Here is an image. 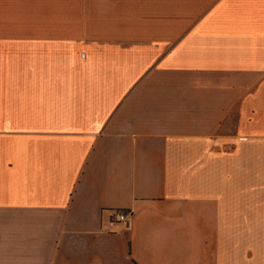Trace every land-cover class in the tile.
I'll return each instance as SVG.
<instances>
[{
	"label": "crops",
	"instance_id": "obj_1",
	"mask_svg": "<svg viewBox=\"0 0 264 264\" xmlns=\"http://www.w3.org/2000/svg\"><path fill=\"white\" fill-rule=\"evenodd\" d=\"M0 264H264V0H0Z\"/></svg>",
	"mask_w": 264,
	"mask_h": 264
},
{
	"label": "built area",
	"instance_id": "obj_2",
	"mask_svg": "<svg viewBox=\"0 0 264 264\" xmlns=\"http://www.w3.org/2000/svg\"><path fill=\"white\" fill-rule=\"evenodd\" d=\"M117 223H123L129 227L131 223V213L124 210L117 211L113 219L110 221V226L112 227Z\"/></svg>",
	"mask_w": 264,
	"mask_h": 264
}]
</instances>
